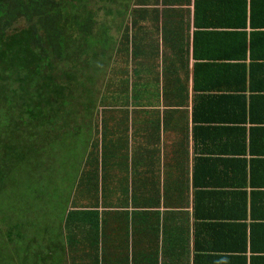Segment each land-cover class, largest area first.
Segmentation results:
<instances>
[{
  "label": "crops",
  "instance_id": "0c3cea01",
  "mask_svg": "<svg viewBox=\"0 0 264 264\" xmlns=\"http://www.w3.org/2000/svg\"><path fill=\"white\" fill-rule=\"evenodd\" d=\"M249 13L264 0H130L112 80L71 137L81 168L68 264H264V87L249 88Z\"/></svg>",
  "mask_w": 264,
  "mask_h": 264
},
{
  "label": "trees",
  "instance_id": "16d2710c",
  "mask_svg": "<svg viewBox=\"0 0 264 264\" xmlns=\"http://www.w3.org/2000/svg\"><path fill=\"white\" fill-rule=\"evenodd\" d=\"M96 3L0 0V192L22 206L37 200L41 206L46 199L42 202L40 194L51 181L66 176L68 187L62 192L66 208L59 227L44 213L38 238L35 232L25 235V222L36 226L32 216L20 214L17 227L6 222L8 240L17 236L21 242L16 255L25 254L22 264H68V207L79 199L74 190L81 168V161L70 157L80 148L71 137L81 132L79 110L98 104L97 77L106 70L112 80L117 68V41L100 23ZM125 9L129 12V3ZM249 20V88L255 92L264 87L253 78L264 66V49L258 47L264 43V13H249ZM127 31L126 26L120 49L127 43Z\"/></svg>",
  "mask_w": 264,
  "mask_h": 264
},
{
  "label": "rangeland",
  "instance_id": "374dc122",
  "mask_svg": "<svg viewBox=\"0 0 264 264\" xmlns=\"http://www.w3.org/2000/svg\"><path fill=\"white\" fill-rule=\"evenodd\" d=\"M97 2L98 3L96 4L101 7V10L98 12V19L102 25L104 23L108 27L113 40H116L121 28L126 23V17L121 16L128 12L125 7L126 4L130 2V0H97ZM108 74L109 72L104 70L97 77L96 84H94V90L97 94L101 91L103 84H105ZM3 189L7 188L4 186ZM43 189L45 191L40 194L39 198L43 199L42 202H44V199H46V201L45 203L41 204V206L39 205L38 200L33 202L32 205L30 203L28 204L29 206H22L19 202L14 201L9 195H6L4 192H0V264H6L4 262L5 259L10 261L8 264H22V261L25 260L24 253L16 255L19 251L18 245L21 246V242H19L17 236L14 241L12 240L10 242L8 240L6 235V222H9L11 227H13V223L16 222L17 227V223L21 220L20 214L23 213L27 216H32L33 222H36L38 230L36 229V226L33 225V223L25 222V235L29 236L35 232V235L38 238L40 237L42 231L39 229V223L44 213L48 215L50 223L54 224L55 221L57 222L54 224L55 228L59 227L58 225L62 223L61 216L66 208L65 197L62 196V192H68L66 176H61L55 184H52L51 181L50 184L46 185ZM58 192L60 193V196H56ZM41 208H43V210H41ZM5 216H7L9 220H5ZM6 251H9L8 256ZM14 253L15 256H13Z\"/></svg>",
  "mask_w": 264,
  "mask_h": 264
}]
</instances>
